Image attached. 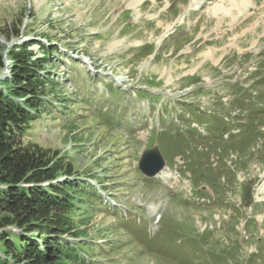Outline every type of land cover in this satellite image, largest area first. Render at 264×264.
Masks as SVG:
<instances>
[{
    "label": "rangeland",
    "instance_id": "374dc122",
    "mask_svg": "<svg viewBox=\"0 0 264 264\" xmlns=\"http://www.w3.org/2000/svg\"><path fill=\"white\" fill-rule=\"evenodd\" d=\"M194 1L189 7H195L185 11L188 0H0L3 49L11 40L59 47L44 58L36 43L27 47L32 59H41L39 72L48 76L42 97L57 103L40 114L29 139L50 154L57 152L69 165V179L88 180L105 199L116 197L127 208V217H119L103 197L94 198L95 189L89 213L74 214L76 227L83 230L76 240L88 243L79 248L88 264H124V259L125 264H264V206L254 203L264 192V158H259L264 128L256 129L264 117V0ZM17 27L18 37L12 34ZM8 77L9 66L0 68V88ZM87 92L89 106L83 100ZM123 102L135 107L128 114L135 123L129 136L124 127L104 125L98 114ZM62 104L65 116L58 110ZM234 106L244 111L243 127L251 116L248 126L261 132L243 150L246 135L219 142L223 129H240L236 122L241 118L229 119ZM199 113L209 115L198 118ZM197 118L207 130L192 125L199 124ZM178 129L188 135L185 152L197 149L205 156L210 151L196 145L209 132L233 177L221 159L212 168L196 153L197 160L179 165L178 180H144L136 166L141 151L160 133L177 134ZM222 138L229 140L225 134ZM157 142L170 168L174 154L187 157L185 141L167 136ZM188 164L193 185L180 171ZM219 175L232 185L224 196L200 195H210L197 190L203 177L222 194ZM158 212H164L163 228L159 224L154 236L161 237L148 252L138 239L142 230L131 222L140 219L139 226H151Z\"/></svg>",
    "mask_w": 264,
    "mask_h": 264
},
{
    "label": "trees",
    "instance_id": "16d2710c",
    "mask_svg": "<svg viewBox=\"0 0 264 264\" xmlns=\"http://www.w3.org/2000/svg\"><path fill=\"white\" fill-rule=\"evenodd\" d=\"M12 34L18 37L20 29ZM4 36L10 39L8 33ZM35 42L43 58L59 52L56 45L49 48ZM28 46L24 42L7 51L10 77L0 88V264H87L79 248L88 243L63 236H81L83 230L76 227L73 216L89 213L93 186L76 178L52 183L69 176V165L57 152L50 154L29 139L40 114L46 108L56 109L57 103L42 97L48 76L39 72L41 59H32ZM3 51L0 45V68ZM58 110L63 116L68 112L65 104Z\"/></svg>",
    "mask_w": 264,
    "mask_h": 264
},
{
    "label": "water",
    "instance_id": "95a60500",
    "mask_svg": "<svg viewBox=\"0 0 264 264\" xmlns=\"http://www.w3.org/2000/svg\"><path fill=\"white\" fill-rule=\"evenodd\" d=\"M162 163L163 160L158 149L152 147L142 153L139 160V168L144 174L153 175L162 167Z\"/></svg>",
    "mask_w": 264,
    "mask_h": 264
},
{
    "label": "bare ground",
    "instance_id": "6f19581e",
    "mask_svg": "<svg viewBox=\"0 0 264 264\" xmlns=\"http://www.w3.org/2000/svg\"><path fill=\"white\" fill-rule=\"evenodd\" d=\"M137 1V0H136ZM204 0H195L194 1V3H193V5H196V4H200V3H202ZM226 1H231V0H218V5H220L219 4V2H226ZM191 2H192V0H189L188 1V4H187V6H186V8H185V10H188L190 7H189V5L191 4ZM137 5H139V3L137 4ZM192 5V4H191ZM223 5V4H222ZM215 7V6H214ZM216 7H217V4H216ZM217 11V10H216ZM211 13V12H210ZM215 13V12H214ZM220 15V14H219ZM223 16V15H222ZM221 16V17H222ZM219 23V22H218ZM5 72V71H4ZM162 175H163V177L167 180V179H169L172 175H171V171L170 170H168V169H165L162 173H161ZM233 188V187H232ZM231 191V190H230ZM264 193V192H263ZM163 204V203H162ZM163 206L164 205H162V208H163ZM161 208V207H160ZM159 208V209H160ZM154 209V208H153ZM211 210V209H210ZM242 217V216H241Z\"/></svg>",
    "mask_w": 264,
    "mask_h": 264
}]
</instances>
